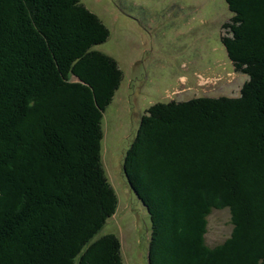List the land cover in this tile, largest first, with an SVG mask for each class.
Instances as JSON below:
<instances>
[{
    "label": "trees",
    "instance_id": "16d2710c",
    "mask_svg": "<svg viewBox=\"0 0 264 264\" xmlns=\"http://www.w3.org/2000/svg\"><path fill=\"white\" fill-rule=\"evenodd\" d=\"M76 1L0 0V187L13 186L15 193L12 226L0 223V264H122L112 236L91 242L117 210L102 169L101 126L120 80L110 59L92 50L107 29ZM225 3L232 16L221 43L237 73L247 76L239 97L150 106L132 148L151 143L166 178L177 183L172 187L185 188L176 197L184 201L178 208L192 216L195 264L214 257L213 264H264V243L254 253L244 238L251 225L264 222V208L258 214L245 196L260 181L264 199V0ZM243 3L251 21L239 35ZM131 77V86L142 80ZM132 150L124 154L119 180L147 213V263L153 264L169 223L147 191L152 187H140L145 170L129 168L138 156ZM206 185L225 196L222 203L202 199ZM214 210L229 213L232 230L210 248L204 234ZM95 253L99 260L92 259Z\"/></svg>",
    "mask_w": 264,
    "mask_h": 264
},
{
    "label": "rangeland",
    "instance_id": "374dc122",
    "mask_svg": "<svg viewBox=\"0 0 264 264\" xmlns=\"http://www.w3.org/2000/svg\"><path fill=\"white\" fill-rule=\"evenodd\" d=\"M75 4L92 16L98 25L107 29V38L92 50L110 59L120 80L114 99L102 112L101 126L102 169L118 198L117 210L91 242L96 244L102 237L110 235L120 245L122 264H148L147 248L151 233L149 218L144 208L135 202L133 193L119 180L124 154L128 149H133L134 156H138L133 158L135 161L131 162L129 168L132 167L136 174L140 170L147 172L145 183L140 187L143 191L152 187V190L147 191L161 203L168 221L166 223L170 224L164 226L165 241L153 264H195L191 239L194 236L192 216L188 208L183 211L178 208L184 201L176 197V193L185 191V188L181 186L178 191L172 187L177 183L166 178L168 173L150 153L151 143L134 145L132 148V142L140 120L143 118L145 121L150 106L177 105L203 98L239 97L247 76L237 73L221 43L226 32L223 26L229 23L232 14L225 0H81V3L77 0ZM248 6L244 4V28L239 35L250 27ZM132 75L136 79L141 78L140 83L136 80L131 86ZM72 82L78 81L72 79ZM225 112L221 114L226 116ZM196 127L193 126L192 130L198 131ZM146 166L152 167L151 173L144 168ZM248 186L246 188H250ZM257 186L254 193L251 188L249 192L245 191V196L249 195L252 207L259 214V210L264 208V199L259 193L262 186L260 181ZM204 188L207 196L202 195V199H214L218 204L225 199L222 193L213 192L215 189L212 186L206 185ZM14 195L13 186L0 187V223L6 227L12 226L14 220L10 213ZM261 214L264 216V212ZM22 216L19 221L25 219ZM207 220L205 245L212 248L230 236L232 227L226 210L212 211ZM174 226L183 229L182 237L174 233ZM251 227L254 226L247 229L244 238L253 246L252 252L255 253L264 243V230L260 228L264 229V222L255 225L256 228ZM99 256L100 253H95L92 259L99 260ZM45 257L48 260L51 256L47 254ZM215 258L201 264H213ZM55 263V259L50 262ZM75 264H79V260Z\"/></svg>",
    "mask_w": 264,
    "mask_h": 264
},
{
    "label": "bare ground",
    "instance_id": "6f19581e",
    "mask_svg": "<svg viewBox=\"0 0 264 264\" xmlns=\"http://www.w3.org/2000/svg\"><path fill=\"white\" fill-rule=\"evenodd\" d=\"M71 6V5H70ZM262 16V15H261ZM262 18V17H261ZM256 79V78H255ZM146 156H147V154H146ZM149 159V158H148ZM148 162V161H147ZM148 163H150V162H148ZM137 164V163H136ZM143 164V163H142ZM147 164V163H146ZM164 164V163H163ZM158 166V165H157ZM259 166V165H258ZM147 167V166H146ZM159 167V166H158ZM138 168V167H137ZM145 168V167H144ZM162 168V167H161ZM134 169V168H133ZM156 171L158 170V169H155ZM164 170V169H163ZM166 170V169H165ZM264 170V169H263ZM136 171H138V170H136ZM150 171V170H149ZM140 172H143V171H141L140 170ZM146 172V171H145ZM232 172H234V171H232ZM149 173V172H148ZM163 173V172H162ZM171 173V172H170ZM145 174V173H144ZM143 175V174H142ZM142 175H140V176H142ZM161 175V174H160ZM263 175V174H262ZM230 177V176H229ZM238 178V177H237ZM153 185V184H152ZM165 185H166V183H165ZM66 186V185H65ZM157 186V185H156ZM167 186V185H166ZM171 187V186H170ZM165 189H168V188H166L165 187ZM171 191H172V189H170ZM165 194V193H164ZM168 195V194H167ZM185 197V196H184ZM184 199H186V197L184 198ZM174 201V200H173ZM176 202V201H175ZM174 205V204H173ZM170 208H172V207H170ZM153 209V208H152ZM151 210V209H150ZM174 210H176L175 208H174ZM170 212H171V210H170ZM174 213H176V212H174ZM170 214V213H169ZM168 214V215H169ZM173 216H175L174 214H173ZM159 219V218H158ZM164 224V223H163ZM156 237V236H155ZM181 239V238H180ZM168 243V242H167ZM155 244V243H154ZM169 245V244H168ZM156 246V245H155ZM169 247V246H168ZM175 247V246H174ZM180 247V246H179ZM166 248V247H165ZM173 249V248H172ZM171 250V249H170ZM169 251V250H168ZM176 261V260H175ZM184 262V261H183ZM182 262V263H183ZM172 264V263H171Z\"/></svg>",
    "mask_w": 264,
    "mask_h": 264
}]
</instances>
